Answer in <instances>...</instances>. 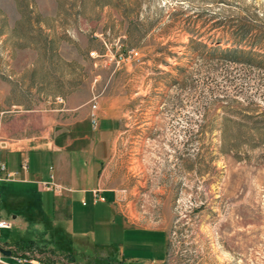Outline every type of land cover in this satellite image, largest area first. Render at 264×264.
<instances>
[{
  "label": "rangeland",
  "instance_id": "obj_1",
  "mask_svg": "<svg viewBox=\"0 0 264 264\" xmlns=\"http://www.w3.org/2000/svg\"><path fill=\"white\" fill-rule=\"evenodd\" d=\"M62 105L107 115L113 205L165 228L163 264H264V0H0V111ZM0 185L2 215L23 216L1 240L73 224L72 255L43 245L70 264L122 242L109 200L76 194L62 215L49 193L39 207L34 186Z\"/></svg>",
  "mask_w": 264,
  "mask_h": 264
},
{
  "label": "crops",
  "instance_id": "obj_2",
  "mask_svg": "<svg viewBox=\"0 0 264 264\" xmlns=\"http://www.w3.org/2000/svg\"><path fill=\"white\" fill-rule=\"evenodd\" d=\"M35 111L21 108L0 111V160L13 174L1 183L34 186L39 207L49 193L53 208L64 210L62 215L76 202V194H89L93 202L109 200L111 209L122 218L123 238L116 252L95 255L97 260L102 264H163L167 256L165 228L131 225L113 205V189L107 185V173L104 172L111 153L107 115H97V123L93 125L90 118L94 110L87 105H62L49 111H39V116ZM43 182H52L54 186L43 187ZM94 190L105 199L94 200ZM5 197L7 204L16 203L14 191L7 192ZM80 200L85 204L83 197ZM0 216L12 224L23 217L12 213L9 219L2 215L1 209ZM46 238L49 237L44 238L46 242H59V248L68 249L69 255L82 240L81 236L74 234L73 224L65 238ZM28 241L35 244L28 248ZM44 243L39 244L36 238L20 237L9 241L0 237V251L9 264H70L64 259L67 253L56 254L51 250L54 246L48 250ZM18 257L21 261H17Z\"/></svg>",
  "mask_w": 264,
  "mask_h": 264
},
{
  "label": "built area",
  "instance_id": "obj_3",
  "mask_svg": "<svg viewBox=\"0 0 264 264\" xmlns=\"http://www.w3.org/2000/svg\"><path fill=\"white\" fill-rule=\"evenodd\" d=\"M136 53V52H135ZM91 122L93 125L97 123V115L96 113L92 114ZM0 149H1V140H0ZM12 173L7 171L6 165L3 161L0 160V183L1 181L12 177ZM49 185H53L52 182H43V187H49ZM54 186V185H53ZM94 200H104L105 198L98 194L97 190L93 191ZM0 202H1V195H0ZM12 226L11 221L4 219L0 216V229L2 228H10ZM17 261H21V258H16ZM0 262L9 264L3 260L2 252L0 251ZM45 264V263H41Z\"/></svg>",
  "mask_w": 264,
  "mask_h": 264
},
{
  "label": "trees",
  "instance_id": "obj_4",
  "mask_svg": "<svg viewBox=\"0 0 264 264\" xmlns=\"http://www.w3.org/2000/svg\"><path fill=\"white\" fill-rule=\"evenodd\" d=\"M219 49V51H221V52H223V53H225V54H231L232 56V59H236L237 57L236 56H234L235 54H236V52H237V50L236 49H228V48H226V49H221V48H218ZM257 134H259V130H257V129H246L245 131H243V138L245 139V140H247V141H251V140H253L254 139V137H256L257 136ZM223 136H225V134H223L222 135V137ZM31 244H35V242L34 241H28L27 242V244H26V246L29 248V246L31 245ZM91 245V247H93V244H90ZM22 247L24 248V245H22ZM94 252L93 253H90V255H89V261L87 262V264H93V263H95V264H102L100 261L99 262H94V261H96L97 259H96V257L94 258Z\"/></svg>",
  "mask_w": 264,
  "mask_h": 264
},
{
  "label": "water",
  "instance_id": "obj_5",
  "mask_svg": "<svg viewBox=\"0 0 264 264\" xmlns=\"http://www.w3.org/2000/svg\"><path fill=\"white\" fill-rule=\"evenodd\" d=\"M4 253H8V252H4Z\"/></svg>",
  "mask_w": 264,
  "mask_h": 264
}]
</instances>
